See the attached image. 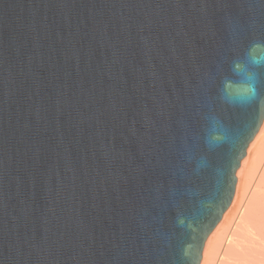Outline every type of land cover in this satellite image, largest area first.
I'll return each instance as SVG.
<instances>
[{
  "label": "water",
  "instance_id": "obj_1",
  "mask_svg": "<svg viewBox=\"0 0 264 264\" xmlns=\"http://www.w3.org/2000/svg\"><path fill=\"white\" fill-rule=\"evenodd\" d=\"M264 119V0H0V264H201Z\"/></svg>",
  "mask_w": 264,
  "mask_h": 264
},
{
  "label": "bare ground",
  "instance_id": "obj_2",
  "mask_svg": "<svg viewBox=\"0 0 264 264\" xmlns=\"http://www.w3.org/2000/svg\"><path fill=\"white\" fill-rule=\"evenodd\" d=\"M236 180L230 209L209 234L201 264H264V119Z\"/></svg>",
  "mask_w": 264,
  "mask_h": 264
}]
</instances>
